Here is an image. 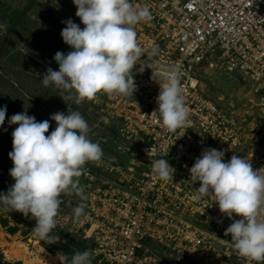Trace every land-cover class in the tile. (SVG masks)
<instances>
[{
    "label": "built area",
    "instance_id": "built-area-1",
    "mask_svg": "<svg viewBox=\"0 0 264 264\" xmlns=\"http://www.w3.org/2000/svg\"><path fill=\"white\" fill-rule=\"evenodd\" d=\"M132 3L147 5L152 16L135 26L142 49L131 70L136 91L107 95L106 101L127 162L112 166L121 177L104 185L87 173L84 214L78 220L73 211L68 214L69 231L88 246L95 264H150L149 244H158L189 264L228 256L233 244L225 231L233 221L214 202L191 199L200 184H192L189 169L202 151L215 148L225 152V161L242 156L264 172L251 156L241 153L246 130L242 118L224 113L201 91L200 68L209 63L238 72L264 104V0ZM173 73L184 87L190 123L170 132L159 122L156 97L159 83ZM158 159H166L175 169L167 181L152 172V162Z\"/></svg>",
    "mask_w": 264,
    "mask_h": 264
},
{
    "label": "clouds",
    "instance_id": "clouds-1",
    "mask_svg": "<svg viewBox=\"0 0 264 264\" xmlns=\"http://www.w3.org/2000/svg\"><path fill=\"white\" fill-rule=\"evenodd\" d=\"M83 28L71 18L63 21V42L72 50L58 51L53 59L58 70L49 67L43 75L45 87L55 86L77 103L90 101L98 93L128 96L136 91L131 75L142 49L137 43L135 26L151 20L147 5L132 0H73ZM156 97L161 126L170 132L186 128L190 111L185 104L184 87L173 74L159 83ZM7 106L0 107V126L5 123ZM56 127L49 132V120L37 121L27 112L12 115L8 124L18 125L12 132L13 167L9 175L15 181L7 193L0 192V211L29 214L36 221L33 235L40 241L54 242L51 235L62 194L83 197L79 185L83 167L103 157L100 145L89 139V125L79 111L57 112L50 116ZM6 131V129H5ZM225 152L208 148L189 169L192 184L199 182L191 197L194 201L214 202L220 212L232 219L225 235L241 257L264 264V174L242 156L225 161ZM175 169L166 159L152 162L157 179L167 181ZM207 198V199H206ZM83 203L73 209L75 219L84 214ZM241 219H234V215ZM63 264H92L88 251L75 252Z\"/></svg>",
    "mask_w": 264,
    "mask_h": 264
},
{
    "label": "rangeland",
    "instance_id": "rangeland-1",
    "mask_svg": "<svg viewBox=\"0 0 264 264\" xmlns=\"http://www.w3.org/2000/svg\"><path fill=\"white\" fill-rule=\"evenodd\" d=\"M76 11L73 0H0V107L7 106L5 123L0 126V149L8 154L12 151V132L18 126L8 124L12 115L26 111L37 121L49 120L47 136L56 127L50 116L57 112L67 114L69 110L81 113L89 125V139L103 150L101 161L84 165L82 175L77 178L83 188V197L75 193L61 195L57 225L51 233L58 237L54 242L34 237L36 221L30 214L0 211V264H63L60 256L66 255L70 261L75 252H89L81 238L69 231L68 214L74 206L85 201L90 181L88 172L95 176L98 185H104L121 177L112 166L127 162L123 141L106 104L107 94L101 92L90 101L77 103L74 94L69 96L55 86L45 87L42 83L49 67L59 69L54 55L58 51L67 54L72 50L61 37L66 26L63 21L71 18L84 27ZM200 89L224 113L234 112L242 118L246 130L241 153L251 156L264 172V104L252 84L244 81L238 72L230 73L204 63L200 68ZM14 182L9 172L0 168V192L7 193ZM13 227L17 228L11 229ZM148 247L152 249L148 256L150 264H189L174 259L158 244ZM233 250L234 247L228 256L215 255L212 261L204 263L257 264L240 259ZM92 264L95 263L92 261Z\"/></svg>",
    "mask_w": 264,
    "mask_h": 264
},
{
    "label": "trees",
    "instance_id": "trees-1",
    "mask_svg": "<svg viewBox=\"0 0 264 264\" xmlns=\"http://www.w3.org/2000/svg\"><path fill=\"white\" fill-rule=\"evenodd\" d=\"M13 167V162L9 158V155L3 148L0 149V168L9 172V170ZM5 226H8L7 221L3 222ZM17 227H13L11 229H16Z\"/></svg>",
    "mask_w": 264,
    "mask_h": 264
},
{
    "label": "bare ground",
    "instance_id": "bare-ground-1",
    "mask_svg": "<svg viewBox=\"0 0 264 264\" xmlns=\"http://www.w3.org/2000/svg\"><path fill=\"white\" fill-rule=\"evenodd\" d=\"M23 250H25V251H26L27 249L23 248Z\"/></svg>",
    "mask_w": 264,
    "mask_h": 264
}]
</instances>
